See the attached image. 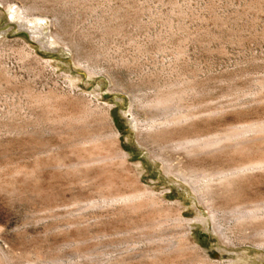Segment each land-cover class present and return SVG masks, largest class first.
<instances>
[{
	"label": "rangeland",
	"instance_id": "obj_1",
	"mask_svg": "<svg viewBox=\"0 0 264 264\" xmlns=\"http://www.w3.org/2000/svg\"><path fill=\"white\" fill-rule=\"evenodd\" d=\"M27 23L52 26L98 78L76 86ZM0 39V264H264V168L237 170L264 129V0H0ZM168 87L180 97L153 106ZM85 102L108 108L86 130L127 162L83 164L79 131L54 118ZM167 113L182 122L173 128ZM184 138L212 146L186 152L175 144ZM139 142L175 175L191 173L200 209L163 182ZM108 172L138 180L123 190H146L150 207L113 201Z\"/></svg>",
	"mask_w": 264,
	"mask_h": 264
},
{
	"label": "bare ground",
	"instance_id": "obj_2",
	"mask_svg": "<svg viewBox=\"0 0 264 264\" xmlns=\"http://www.w3.org/2000/svg\"><path fill=\"white\" fill-rule=\"evenodd\" d=\"M11 13L12 14H15V15H17V10H11ZM19 13H20V11H19ZM24 13V12H23ZM15 15H14V17H15ZM19 15V14H18ZM22 15H24V14H22ZM20 17H22V16H20ZM26 17H24L23 19H25ZM19 19V18H18ZM30 21H32V20H30ZM42 23H46V21H43ZM24 24V23H23ZM30 24H32V23H27L26 25H23V26H20V28L21 29H23V30H28V31H31V32H33L32 34L33 35H35L39 40H38V43H40L39 44V47L38 48H40L41 50L42 49H44V51H50L51 53H53V52H58L59 54H60V56L62 57L61 59L63 60V62H62V64H63V66L65 67V69H66V71L67 72H69V71H72L73 73H76L77 74V76L76 77H73L72 76V78H73V83L74 84H76V86L77 85H80V84H85L86 82H85V77H84V75H86L87 77H88V79L90 80V79H97L98 78V76L96 75V71H92V70H90V68L88 69V68H85L84 66H82L79 62H78V60L76 59V57H75V55H74V50H73V48L72 47H70V46H68L67 44H65L64 42H62L61 41V39H59V38H57L55 35H54V33H53V30H52V26H50V28H49V26L48 25H46L45 26V28H38V27H36V25H34V26H32V25H30ZM51 24V23H50ZM30 27V28H29ZM36 27V29H34ZM49 30H50V33H49ZM50 35V36H49ZM35 37V38H36ZM1 40V39H0ZM63 41H64V39H63ZM19 46V45H18ZM22 51V49H20V46H19V52H17V53H21V51ZM25 50V49H24ZM23 53V52H22ZM26 54V53H25ZM22 55H24V54H22ZM72 57L73 59V65L74 66H71L70 64H67V62L66 61H64V60H66V59H69V57ZM80 59V58H79ZM70 63V62H69ZM57 66H58V64H59V62H56L55 63ZM80 74H82V76L80 75ZM104 82L103 81H101V82H98V88L99 89H103L104 88ZM186 85V84H185ZM176 87V86H175ZM168 88H170L169 90H166V88L164 89V90H161V92H159L160 94L156 97V99L154 100V102H153V106H155V107H157V108H159V107H168V105L171 103V101L172 102H175V101H173L175 98H177L176 96H174L173 97V93H172V89H171V87H168ZM101 92V91H100ZM113 92H120V91H113ZM173 92H174V90H173ZM102 93V92H101ZM176 93V92H175ZM182 93H184V92H182ZM125 94V93H124ZM179 94V97H180V93H178ZM95 95H96V97H98V98H102V94H98V93H95ZM176 95V94H175ZM182 95V94H181ZM178 97V98H179ZM182 97V96H181ZM174 98V99H173ZM183 98V97H182ZM41 104L42 103H44L45 105H47V108L49 107V104H51V103H49L50 102V100L48 101V100H46L45 98L44 99H42V98H40L39 97V100H38ZM61 101V100H60ZM89 101V100H88ZM93 101V100H92ZM92 101H90V102H92ZM182 101V100H181ZM54 102V101H53ZM90 102H85L84 103V107L82 108V106H81V110H79V111H77V112H70V113H64V114H59L58 116H56L55 118H54V122H56V123H58V124H65L66 126H68V127H72V128H76V130H78L79 131V134H80V138H79V141H78V144H76V146L78 145L80 148H81V150H82V152H84L85 153V158H84V160H82L83 161V164H102V166H104V165H107V166H111V165H109V164H114V162L116 161V162H118V160L119 161H121V160H123V161H125V162H127L126 161V159L127 158H124L125 156H124V154L121 152V151H118V150H116V148L115 147H113V149L112 148H110V149H108V146L106 145V143H104L103 142V140H102V138L100 137V136H98V135H96L95 133V135L92 133V132H89L88 133V131L86 130V125L88 126L89 124H91V123H89L88 122V124H86L87 122L86 121H88L90 118H92L94 115H95V113L97 112L98 113V115L100 114H102V115H105L106 116V114H107V111H108V113H109V110H108V108H105V107H103L101 104H98V106H97V108L98 109H100V110H98V111H94V109L93 108H91V106H90V104L91 105H93L92 103H90ZM83 104V103H82ZM52 105V104H51ZM170 105H172V103L170 104ZM42 108V107H41ZM149 108H150V105H149ZM152 108V107H151ZM168 108H170V107H168ZM49 109H50V107H49ZM55 109V108H54ZM58 109V108H57ZM52 110H53V108H52ZM67 110V109H66ZM65 110V111H66ZM96 110V109H95ZM181 110V109H180ZM54 111V110H53ZM58 111H59V109H58ZM164 111H166L167 112V110H164ZM50 113H51V110L49 111ZM60 112V111H59ZM67 112H68V110H67ZM57 112L55 111V114H56ZM60 113H62V112H60ZM97 113H96V115H97ZM52 114H54V112L52 113ZM168 114V113H167ZM173 114V113H172ZM50 115V114H49ZM101 115V116H102ZM108 115V114H107ZM179 115V114H178ZM177 115V113H176V115H170V113L168 114V118L165 120V122L168 124V125H172L173 126V128L175 127V126H177V125H179L181 122H182V120H183V117H181V116H178ZM180 115H181V113H180ZM126 116V119H127V121H128V123L131 125L132 123H134L135 124V126H136V130L138 131V118H136L134 115H133V113H129V115L128 114H126L125 115ZM166 116V115H165ZM184 117L185 116H187L186 114L185 115H183ZM164 117V116H163ZM96 118V117H95ZM102 118H104V117H102ZM53 120V119H52ZM98 120V119H97ZM186 120V119H185ZM91 121V120H90ZM92 122V121H91ZM140 123V122H139ZM147 123V122H146ZM86 124V125H85ZM95 126V125H94ZM263 126V125H262ZM89 127V126H88ZM164 128V127H163ZM172 128V129H173ZM249 129V128H248ZM252 130V129H251ZM72 131V130H71ZM69 132V131H68ZM77 132V131H76ZM75 132V133H76ZM139 132V131H138ZM78 133V132H77ZM92 133V134H91ZM98 133V132H97ZM258 133V132H257ZM256 133V135H259L258 137H256L257 139L255 140V142H257V145H253L254 146V149H255V152L252 154V155H250V154H248V159L246 160V161H244V162H242L241 163V166L239 165L238 167L239 168H237V170H242V172H243V169L245 170V169H251V170H255V169H260V168H264V129H262L260 132H259V134H257ZM79 134H78V136H79ZM102 134H103V132H102ZM102 134H100V135H102ZM134 134H135V129H134ZM254 134V133H253ZM152 135V134H151ZM240 135V134H239ZM104 138L106 137V136H103ZM217 138H216V144H222V145H224L225 147H227V148H229L228 146H230L231 144H230V141H232V139H230L229 137H219V136H216ZM232 137V136H231ZM77 138V137H76ZM109 138H110V136H109ZM136 138H137V140H138V133L136 134ZM72 139V138H71ZM74 139V138H73ZM117 139V138H116ZM211 139H212V137H211ZM214 139V138H213ZM76 140V139H75ZM111 140V139H110ZM109 140V141H110ZM234 140V139H233ZM248 140V139H247ZM115 141V140H114ZM114 141H112V142H114ZM209 141V140H208ZM111 142V143H112ZM138 142V141H137ZM176 143V145L177 146H179V147H182L183 148V151L186 149V150H189V151H197V150H200V149H202V148H207V147H210V146H212L211 144H199V141L198 140H190V139H178L177 141H175ZM210 142V141H209ZM243 142V141H242ZM251 142V141H250ZM202 143V142H201ZM245 143V142H244ZM75 144V143H74ZM105 144V145H104ZM214 144V143H213ZM230 144V145H229ZM249 144V143H248ZM248 144H242V146H246L247 145V148H248ZM254 144V143H253ZM139 145H141L140 146V154H141V156H146V155H148L149 157H150V163H151V165L154 167V168H156V169H161L162 170V173H161V178H162V180H163V182H165L166 184H168V185H170V186H173V187H175L177 190H179V192H181V193H183L184 195H187V196H185V199H190V198H194V199H196L197 201H198V209H200L201 208V206H203L202 204H203V202H201L200 201V197L198 196V194H197V191H199V190H196V181L195 180H193L194 179V177L193 176H191V173H183V176H177V175H175L174 174V172H172V170L174 171V169H172V167H171V165L169 166L168 164L167 165H163V159H164V157H163V159H159L158 157H161L159 154H157L158 152H156V153H152V152H150L149 151V149H147L144 145H142L140 142H139ZM215 145V144H214ZM221 145V146H222ZM238 145V144H237ZM250 145H251V147H253L252 146V144L250 143ZM77 146V149L79 148ZM111 146V145H110ZM173 147V146H172ZM175 147V146H174ZM230 147H232V146H230ZM250 146H249V148H251ZM114 148H115V150H114ZM177 148V147H176ZM181 148V149H182ZM212 148V147H211ZM218 148V147H217ZM242 149V151L244 152V151H247V152H250V151H248V150H250V149ZM178 149V148H177ZM236 149V148H235ZM239 149H241V147H238L237 148V150H236V152H238V153H241L240 152V150ZM158 150V149H157ZM160 150H164V149H160ZM179 150H180V148H179ZM185 150V151H186ZM206 150H208V149H206ZM225 150H227L228 151V149H225ZM225 150H223V152H225ZM80 151V150H79ZM154 151V150H153ZM234 151V150H233ZM233 151H231V152H233ZM252 151H254V150H251V152ZM187 152V151H186ZM242 152V154H244ZM246 152V153H247ZM162 153H165V152H162ZM190 153H192V152H190ZM83 154V153H82ZM189 154V153H188ZM229 154V153H228ZM238 155V154H237ZM230 156V155H229ZM245 157V156H244ZM166 159V158H165ZM167 160V159H166ZM119 163V162H118ZM120 163H122V162H120ZM119 163V164H120ZM98 164V165H99ZM104 164V165H103ZM118 164V165H119ZM123 164V163H122ZM127 164V163H126ZM164 164H166V163H164ZM116 165V163L114 164V166ZM161 165H162V167H161ZM112 167V166H111ZM121 167V166H120ZM175 167V166H174ZM113 168H115V167H113ZM113 168L111 169V170H113ZM117 168V167H116ZM119 168V167H118ZM105 169V168H104ZM129 169V168H128ZM127 169V170H128ZM182 170H183V168H182ZM236 170V169H235ZM104 171H106V169L105 170H103V171H101V174H102V172H104ZM114 171V170H113ZM232 171V170H231ZM249 171V170H248ZM130 172H131V170H130ZM235 172V171H234ZM239 172V171H238ZM247 172V171H246ZM109 173V172H108ZM113 173V172H112ZM117 173V172H116ZM137 173V172H136ZM177 173V172H176ZM236 173V172H235ZM100 174V173H99ZM181 174V173H180ZM217 175H226V173H225V171H221V172H218L217 171V173H216ZM216 174H214L215 176H217ZM232 174H233V172H232ZM103 175V174H102ZM109 175V176H108ZM107 175V173H106V175L105 176H103V177H105V180H104V178L103 179H101V181L102 180H104V181H106V182H103L102 184H104L103 185V187L105 186H107V187H109L110 189L112 188L113 190H115V192H114V194H113V201H116V202H122V203H124L126 206H128L132 211H134V212H139V211H142L143 209H145V208H147L148 206H147V204L143 201V197L144 196H146L147 197V195H145V191L146 190H140V188L138 189V190H136V191H125V190H123V188L125 189V188H127L129 185H130V179H131V177H130V179H128L127 180V177H125L124 179H122V177L121 178H119L118 176H114V177H111V175H110V173ZM131 175V174H130ZM134 175V174H133ZM135 175H137V174H135ZM134 175V176H135ZM214 175H213V177H214ZM234 175V174H233ZM106 176H108V177H106ZM121 176H125V174L124 175H121ZM129 176V175H128ZM230 176H231V174H230ZM100 177V176H99ZM136 178V177H135ZM222 179H223V177H221ZM224 178H227L228 179V177H224ZM135 180V179H134ZM197 180V179H196ZM224 180H226V179H224ZM100 181V182H101ZM131 181H133L132 179H131ZM135 181H138V180H135ZM135 181H133L134 182V184L136 185L137 183H135ZM131 184H133L132 182H131ZM135 185H133V187L135 186ZM132 186V185H131ZM204 188V187H203ZM103 189H105V188H103ZM102 189V190H103ZM107 189V188H106ZM131 189V188H130ZM133 189V188H132ZM197 189H198V187H197ZM109 190V189H108ZM127 190V189H126ZM208 190V189H207ZM112 192V191H111ZM147 192V191H146ZM151 196H152V198H153V196L154 195H152L151 194ZM202 196V195H201ZM148 197H150V196H148ZM154 199V198H153ZM152 199V200H153ZM149 200V199H148ZM192 200V199H191ZM149 204V203H148ZM153 205H154V203H152ZM196 204V205H197ZM156 206V205H155ZM150 207V206H149ZM194 207V206H193ZM154 208H156V207H154ZM208 208V207H207ZM157 209V208H156ZM180 209V208H179ZM179 209H178V211H179ZM146 210V209H145ZM148 211V210H147ZM147 211H146V213H147ZM153 211V210H152ZM174 211V210H173ZM178 211H177V215L179 214L180 215V213H178ZM193 211L195 212V213H197V210L196 209H193ZM209 211H210V208H209ZM164 212L165 211H163V215L160 213V212H156L155 213V215H154V217H157L158 219H160V218H162L163 216H165L164 215ZM145 213V214H146ZM166 213V212H165ZM169 214V213H168ZM176 214V213H175ZM153 215V214H152ZM153 217V216H152ZM180 217V216H179ZM209 218H211V216L209 217ZM208 218V219H209ZM244 218V217H243ZM144 219H146V218H144ZM150 219V218H149ZM175 219H177V218H175ZM241 219V218H240ZM245 219V218H244ZM148 220V219H147ZM155 220V219H154ZM163 220V219H162ZM166 220V219H165ZM198 220L199 219H197V221H196V223L198 222ZM248 220V219H247ZM150 221V220H149ZM180 221V220H179ZM178 221V222H179ZM205 221H206V225H207V227H209V225H210V222H208L206 219H205ZM242 221V220H241ZM252 221V220H251ZM203 222V221H202ZM253 222V221H252ZM180 223H181V221H180ZM162 224H164V223H162ZM203 224V223H202ZM214 230H215V233L216 234H218L217 233V231H216V229L214 228ZM218 230V229H217ZM213 231V230H212ZM214 233V234H215ZM220 233V232H219ZM256 261H258V262H262V261H264V258L262 257V256H257L256 257Z\"/></svg>",
	"mask_w": 264,
	"mask_h": 264
}]
</instances>
